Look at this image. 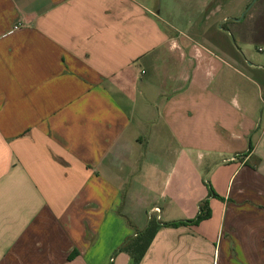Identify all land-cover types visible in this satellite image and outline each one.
Segmentation results:
<instances>
[{"label": "crops", "instance_id": "crops-1", "mask_svg": "<svg viewBox=\"0 0 264 264\" xmlns=\"http://www.w3.org/2000/svg\"><path fill=\"white\" fill-rule=\"evenodd\" d=\"M253 1L0 0V264H264Z\"/></svg>", "mask_w": 264, "mask_h": 264}, {"label": "trees", "instance_id": "trees-1", "mask_svg": "<svg viewBox=\"0 0 264 264\" xmlns=\"http://www.w3.org/2000/svg\"><path fill=\"white\" fill-rule=\"evenodd\" d=\"M212 192V191H211ZM214 193L212 192V195ZM211 212L207 201L200 204V210L196 219L186 222H171L162 223L156 218H151L148 222L147 227L136 234V236L130 238L118 252H124L128 254L133 264H140L148 249L150 248L156 234L162 227H180V226H191L199 225L202 221L210 219Z\"/></svg>", "mask_w": 264, "mask_h": 264}, {"label": "rangeland", "instance_id": "rangeland-1", "mask_svg": "<svg viewBox=\"0 0 264 264\" xmlns=\"http://www.w3.org/2000/svg\"><path fill=\"white\" fill-rule=\"evenodd\" d=\"M255 0L252 2L254 4ZM253 4H250L245 10L244 12H242V14H240V10H238L236 7H234L232 10L229 8H224V10L222 11V14L225 16H227V18L230 16L232 18H234L235 15H240L241 19H244L246 17V14L249 12V10L252 8ZM243 16V17H242ZM231 21V20H229ZM232 21L229 22V24L225 27H223L225 30H229L230 29V25H231Z\"/></svg>", "mask_w": 264, "mask_h": 264}, {"label": "built area", "instance_id": "built-area-1", "mask_svg": "<svg viewBox=\"0 0 264 264\" xmlns=\"http://www.w3.org/2000/svg\"><path fill=\"white\" fill-rule=\"evenodd\" d=\"M155 212L156 213H159V209H155ZM160 218L158 217V220H159Z\"/></svg>", "mask_w": 264, "mask_h": 264}, {"label": "water", "instance_id": "water-1", "mask_svg": "<svg viewBox=\"0 0 264 264\" xmlns=\"http://www.w3.org/2000/svg\"><path fill=\"white\" fill-rule=\"evenodd\" d=\"M243 17V16H242Z\"/></svg>", "mask_w": 264, "mask_h": 264}]
</instances>
